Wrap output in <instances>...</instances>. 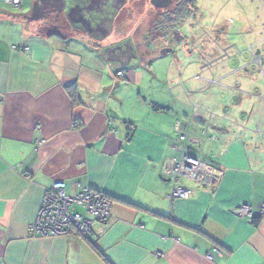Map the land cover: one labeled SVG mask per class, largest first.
Returning <instances> with one entry per match:
<instances>
[{
  "label": "crops",
  "instance_id": "0c3cea01",
  "mask_svg": "<svg viewBox=\"0 0 264 264\" xmlns=\"http://www.w3.org/2000/svg\"><path fill=\"white\" fill-rule=\"evenodd\" d=\"M26 3L10 10L0 0V264H264V117L250 99L257 84L233 78L239 66L201 67L219 81H200V100L214 113L202 161L217 177L211 186L174 185L162 171L180 158L174 126L190 116L182 87L168 72L169 95L141 98L129 88L139 71L123 70L140 40L109 36L106 47L118 49L109 57L80 36L45 33V20L27 23ZM124 45L128 60L119 56ZM59 181L69 196L81 186L114 202L108 225H95L99 237L28 233L44 191ZM176 186L189 198L172 201ZM245 206L250 219L237 215Z\"/></svg>",
  "mask_w": 264,
  "mask_h": 264
},
{
  "label": "rangeland",
  "instance_id": "374dc122",
  "mask_svg": "<svg viewBox=\"0 0 264 264\" xmlns=\"http://www.w3.org/2000/svg\"><path fill=\"white\" fill-rule=\"evenodd\" d=\"M35 1L27 0V11L33 10ZM187 1H195V9L180 21L178 32L181 40L172 45V39L156 38L160 32L150 34L153 29H150L151 23L159 12L152 8L149 0H127L119 9L121 20L114 26L113 37L124 36L125 40L126 35H130L142 43L130 64L123 68L139 71L133 84L129 80L131 92H140L141 98H151L155 91L160 95H169L172 91L170 83L173 82L165 77L169 72L171 78L182 87L185 105L191 116L193 107L205 106L200 100V81L217 80L215 77H204L201 67L211 71H222L224 67L229 71L239 66L233 78L247 77L252 85L257 84L251 91V109L257 116L264 117V0ZM64 2V14L82 4L81 0ZM110 2L104 7V15L92 12V16L112 19L118 9H112ZM57 15L59 13H55L53 18ZM109 39V35H105L102 48L107 46ZM169 47L172 52L161 56L163 48ZM104 68L110 73L114 71L107 64Z\"/></svg>",
  "mask_w": 264,
  "mask_h": 264
},
{
  "label": "built area",
  "instance_id": "2783aa9c",
  "mask_svg": "<svg viewBox=\"0 0 264 264\" xmlns=\"http://www.w3.org/2000/svg\"><path fill=\"white\" fill-rule=\"evenodd\" d=\"M5 7L19 8L22 0H2ZM264 78V72L262 73ZM116 79H123L124 73L116 71ZM209 85L219 84V81H206ZM214 113L206 106L193 107L191 116L174 126L175 137L173 148L180 154V158L168 160L162 171L164 179L174 185H179L182 179L190 180L200 186H211L216 179L213 169L203 163L206 157L204 147L211 136V118ZM223 119L230 120L224 116ZM128 129H130L128 127ZM40 141L39 144H43ZM189 192L179 186L172 189L169 198L186 200ZM114 202L101 192L89 188L78 187L75 195L69 196L65 192V184L54 182L44 191L35 221L28 226V233L40 238L68 237L76 235L83 239L99 237L103 231H96L95 225L107 226L113 218ZM264 214V205L261 207ZM240 217L251 218L249 207H242L237 211ZM220 254L218 249L208 253V260L213 255Z\"/></svg>",
  "mask_w": 264,
  "mask_h": 264
},
{
  "label": "flooded vegetation",
  "instance_id": "af4514ba",
  "mask_svg": "<svg viewBox=\"0 0 264 264\" xmlns=\"http://www.w3.org/2000/svg\"><path fill=\"white\" fill-rule=\"evenodd\" d=\"M82 4L78 5V7H75L68 13H61L57 15L55 18L53 16L55 14L46 15L47 19L42 23L41 26L42 31L45 33L51 32L55 33L60 36H80L83 39L85 38L90 44H92L93 47H96V49H101L105 51V55H108L109 57H112L114 55L113 49L118 50L116 47L112 48L110 47H104L102 48V39H105V35L109 33V36L114 34V26L115 24H119L121 20V11L119 9L122 7L124 0H81ZM110 2L112 9H118L117 14L111 19L110 17L105 18H99L93 17L92 12L100 13L101 15H104V7ZM195 3L193 1H187V0H180L173 2L167 9L165 10H158L159 14L157 17L163 14H167L170 17H175L182 9H184V6H189L190 14L193 13L192 9H195ZM192 4V5H191ZM124 8V7H123ZM122 8V10H123ZM153 8V7H152ZM154 9V8H153ZM156 10V9H155ZM131 12L133 9L131 8ZM63 14V15H62ZM130 15V14H129ZM49 16V17H48ZM183 20V19H182ZM177 20L175 22L169 23L168 27L169 30L165 34L159 33L160 36H156L157 39L160 40H170L172 39L171 45L174 43H179L181 40V37L178 32V25L180 21ZM156 21H152L150 34H156L160 29L157 31L156 27ZM169 33V34H168ZM164 49V48H163ZM167 49H170L167 48ZM124 55V59H129V48L127 45H124L122 49L120 50L119 56L122 57ZM115 56V55H114ZM115 59L117 57H114ZM113 60V59H112Z\"/></svg>",
  "mask_w": 264,
  "mask_h": 264
},
{
  "label": "water",
  "instance_id": "95a60500",
  "mask_svg": "<svg viewBox=\"0 0 264 264\" xmlns=\"http://www.w3.org/2000/svg\"><path fill=\"white\" fill-rule=\"evenodd\" d=\"M175 1L180 0H149V3L156 10H165ZM126 2L127 0H124L121 6H124ZM64 10V0H36L33 5V10L31 11L30 15L24 17V20L27 23L38 22L40 20H46V15L55 13L61 14ZM107 35H109V33ZM171 52V49L165 48L161 51V56L167 55ZM115 64L116 65L114 66V68L116 69L120 68L122 63L120 61H116Z\"/></svg>",
  "mask_w": 264,
  "mask_h": 264
},
{
  "label": "trees",
  "instance_id": "16d2710c",
  "mask_svg": "<svg viewBox=\"0 0 264 264\" xmlns=\"http://www.w3.org/2000/svg\"><path fill=\"white\" fill-rule=\"evenodd\" d=\"M195 2V1H194ZM192 5V4H191ZM189 6L190 5H186L184 6V9H182L175 17H170L169 15H167L166 13L163 14V15H160L159 17H157V21H156V27L158 25V27L156 28L157 31L158 29H160L159 32H161L162 34H165L167 32V30H169V23L171 22H175V21H179V20H182L184 19L187 15L190 14V11H189ZM142 46V44L140 45ZM138 48V47H137ZM66 92L68 94V96L70 97L71 99V102L73 104V106H79L80 104V101L78 99V96L76 94V89H75V85H71V86H68L66 87ZM157 108V107H156ZM258 222L259 220L258 219H253L252 220V223L257 226L258 225ZM92 248L94 250H96L95 246L92 244Z\"/></svg>",
  "mask_w": 264,
  "mask_h": 264
}]
</instances>
